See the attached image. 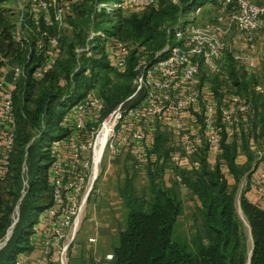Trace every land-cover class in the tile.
Listing matches in <instances>:
<instances>
[{"label":"trees","instance_id":"1","mask_svg":"<svg viewBox=\"0 0 264 264\" xmlns=\"http://www.w3.org/2000/svg\"><path fill=\"white\" fill-rule=\"evenodd\" d=\"M9 1L0 0V80L4 77L7 83H14L17 131L11 173L0 181V243L5 241L15 222L18 206L19 221L0 251V264H16L20 255L41 248L42 237L32 239V236L41 214L53 205L49 184L50 148L54 143L66 147L73 128L72 117L66 127L61 123L71 108L94 91L104 103L107 116L136 90L133 82L139 62L138 50L130 53L126 69L122 71L106 55L107 44L129 42L148 56L155 55L171 44L168 28L176 24L181 13L197 2H205L179 0L178 6L171 0H161L157 6L134 8L129 14L125 11L97 14L98 4L115 0H81L71 9L72 16L67 17L72 34L63 35L59 54L50 49L32 51L27 59L28 49L15 40L13 25L2 9ZM43 23L40 21L39 25ZM94 29L104 32L107 39L96 38L89 43L91 55L79 56L77 51L85 48ZM36 39L33 38L32 49ZM46 63L51 64V70L38 80L34 71ZM16 66L24 67L25 79H17L13 71ZM258 102L254 125L255 131H259L257 139L253 131L252 134L255 145L264 152V97ZM243 131L240 135L224 136L222 155L214 168L202 156L198 170L181 174L180 183L197 198L204 222V233L197 234L191 243L179 241L175 236L183 212L179 192L155 181L152 170L158 169L162 144L159 137L155 139V154L147 167L151 200H139L135 178L130 175L125 176L119 190L128 215L119 243L113 249L111 264H248L251 251V264H264V208L249 202L245 194L240 199L242 214L251 229V247L236 208L240 184L250 178L259 163ZM240 149L247 159L244 165L238 164ZM25 162L29 164L30 179L20 205ZM227 175L233 179V187Z\"/></svg>","mask_w":264,"mask_h":264},{"label":"built area","instance_id":"2","mask_svg":"<svg viewBox=\"0 0 264 264\" xmlns=\"http://www.w3.org/2000/svg\"><path fill=\"white\" fill-rule=\"evenodd\" d=\"M81 0H30L27 12L45 13L51 11L52 22L58 27H66L71 9ZM161 0H121V2L102 3L96 6V13L113 14L124 12L127 7L145 8L157 6ZM179 6V0H171ZM222 9V14L212 22H201V5L181 13L178 21L168 28L171 44L154 55L153 62H146L137 45L113 41L107 44L105 53L118 70H125L132 51L138 50V65L133 82L136 90L124 103L105 116V105L101 98L91 91L76 103L61 126L66 127L69 117L73 125L66 147L54 143L50 148L51 165L49 184L52 189L53 205L40 216L34 227V235L42 237L41 248L18 257L16 264H69V250L75 242L81 217L87 206L95 178V148L98 138L106 124L114 126L108 134L105 147L113 156L130 152L136 156V165L148 167L154 156V138L158 130L171 133L174 141L171 153L173 167L186 168L192 172L201 166V157L206 156L209 167L214 168L222 155V143L226 134L240 135L244 122L254 115L249 98L238 94L228 95L219 105L211 84L203 79L204 70L215 76H224L229 57L248 72L258 68L257 34L264 25V2L252 0H212ZM24 11L21 27L14 34L15 40L28 49L29 59L32 51L57 50L60 40L42 34L37 37L32 49L33 36L30 38ZM39 25V21H33ZM27 29V30H26ZM28 31V32H27ZM99 38L107 39L104 32H91L84 49L78 55H91L90 42ZM229 38L231 41H229ZM56 54L55 58L59 55ZM51 70L46 63L36 68L35 78L43 79ZM17 79H25L24 67L13 68ZM14 83L0 80V181L11 173L12 158L15 153L17 131ZM257 94H264L259 86L252 88ZM142 96V101L134 107L126 105ZM199 126L195 116H201ZM194 120V123L191 120ZM256 148V147H255ZM257 149V148H256ZM105 154V152H104ZM258 166L244 186L255 194L249 201L264 208V152L256 151ZM104 157V155H103ZM103 160V158H102ZM102 163V161H101ZM100 163V165H101ZM99 165V166H100ZM28 167L22 169L24 199L29 187L25 180ZM18 217V216H17ZM31 242H34L32 241ZM89 243L95 244L92 238ZM114 256L109 254L97 264H111Z\"/></svg>","mask_w":264,"mask_h":264},{"label":"rangeland","instance_id":"3","mask_svg":"<svg viewBox=\"0 0 264 264\" xmlns=\"http://www.w3.org/2000/svg\"><path fill=\"white\" fill-rule=\"evenodd\" d=\"M252 1L258 3L257 0ZM115 2L118 3L119 0H115ZM28 3L30 4V0H10L2 6L10 23L13 25L14 34L21 27V19L23 18L24 11L26 17H28L26 22L29 26V32L27 31L29 34L27 35H29L30 38L33 34V38L40 37L42 34H47L51 37H58L59 40H62L63 35L72 34L71 28L68 26L60 28L52 22L53 14L51 11L45 13H33L32 10H30L29 5L28 13ZM201 3L202 2H197L194 7L196 8L200 6ZM258 4L261 5V3ZM201 7V22H212L222 14L220 6L212 0H205ZM132 10H134V8L127 7L125 12L129 14ZM33 21H39V24L40 21L44 23L42 24L43 26L33 25ZM92 32L99 33L102 31L98 32L94 29ZM229 41H231L230 38ZM256 48V56L259 64L254 72H248L243 66L238 65L230 57L228 59L227 71L224 76H215L206 70L203 72V79L215 88V100L219 105L228 95L231 94H238L242 97L249 98L254 110V115L252 118H249L248 124H250L249 126H251L252 131L254 132L255 139H257L259 135V131L257 132L254 129L256 121V105L259 104L258 101H260L264 95L257 94L252 88L253 86H259L264 89V25L257 34ZM141 53L146 58V62L154 61V55L148 56L143 50H141ZM62 58H64V55ZM245 79H247V81ZM245 83H247V85ZM62 84L66 85L65 81H63ZM95 93L97 94V92ZM141 101L142 96L139 95L135 100L129 102L126 107L137 106ZM199 111L201 116L195 117L199 126H201L203 108L201 107ZM166 135L171 136V133L169 134L168 132L161 130L156 132L155 137H159V140L162 142L159 152L161 155L158 157L157 171L154 168L152 172L153 174H156L155 181L157 184H162L167 189H175L179 192L183 212L178 219L175 236L179 241L191 243L197 234L204 233V222L200 212V204L197 198L180 183L181 174L190 171L186 168L173 167L171 165L170 155L173 152V149L164 141V139L168 138ZM254 146L257 148L253 151L255 153L262 148L257 147L255 144ZM243 159H246V157L240 155L238 162L241 163ZM27 167L28 171L25 180L29 181V164H27ZM147 170V168L140 169L137 167L136 156L132 153L123 152L118 157H115L110 154L108 149H106L102 163L99 166V177L93 185V190L88 199L86 209L81 217L77 238L70 246L69 264H97L98 260H104L107 255L112 254L113 249L119 243L120 233L126 227L128 215V211L119 196V190L124 184L125 176L130 175L135 178L134 185L139 200L149 202L152 195L150 193V177L148 176ZM227 177L231 187H233V179L228 175ZM244 183L245 180L240 184L238 189L236 208L242 221L243 232L247 238L249 247H251L252 238L250 228L243 214H241L240 208V199L246 193ZM21 202H23V200ZM92 238L96 239L95 244L89 243V240Z\"/></svg>","mask_w":264,"mask_h":264},{"label":"crops","instance_id":"4","mask_svg":"<svg viewBox=\"0 0 264 264\" xmlns=\"http://www.w3.org/2000/svg\"><path fill=\"white\" fill-rule=\"evenodd\" d=\"M257 2L258 3H263L264 2V0H257ZM201 6H202V3H201ZM222 10V9H221ZM211 87H212V89H213V91H215V88L211 85ZM191 122L192 123H194V120L192 119L191 120ZM250 124H248L247 122H244V124H243V129H244V131L243 132H245L246 133V135H247V138H248V140H249V146H250V149H251V151L253 152V151H255V146H254V136H253V134H252V128H251V126H249ZM166 137H168L167 139H164V141L165 142H167L168 143V145L173 149L174 148V141H173V138L171 137V136H168V135H166ZM155 139H157L156 137L154 138V142H155ZM240 151H241V149H240ZM240 155H243V157H246L245 156V154L243 153V151H241L240 152V154H239V156ZM239 158V157H238ZM114 162V161H113ZM247 162V159H243L242 160V162L241 163H239L238 162V164H240V165H244L245 163ZM245 196H246V198L249 200V201H253V200H255V194H254V192L249 188H246V193H245Z\"/></svg>","mask_w":264,"mask_h":264},{"label":"bare ground","instance_id":"5","mask_svg":"<svg viewBox=\"0 0 264 264\" xmlns=\"http://www.w3.org/2000/svg\"><path fill=\"white\" fill-rule=\"evenodd\" d=\"M114 124L113 122H108L106 124V127L104 128V130L102 131V133L100 134L97 144H96V148H95V155H94V164H95V178L98 176L99 173V165L102 161L104 152H105V147H106V143H107V137L109 132L111 131V129L113 128ZM17 214L18 211L15 214V220L17 219Z\"/></svg>","mask_w":264,"mask_h":264},{"label":"water","instance_id":"6","mask_svg":"<svg viewBox=\"0 0 264 264\" xmlns=\"http://www.w3.org/2000/svg\"><path fill=\"white\" fill-rule=\"evenodd\" d=\"M19 210V206L17 207V210L16 212ZM241 214H242V211H241ZM17 219L15 220L13 226L11 227V230L8 232L7 234V237L5 239V241L3 243H0V251L7 245V243L9 242L12 234H13V231H14V228L15 226L17 225L18 221H19V212L17 214ZM249 226V225H248ZM250 228V227H249ZM250 232H251V229H250ZM252 238V237H251ZM252 245H253V241H252ZM251 257H252V251H251V254H250V257H249V263L248 264H251Z\"/></svg>","mask_w":264,"mask_h":264}]
</instances>
